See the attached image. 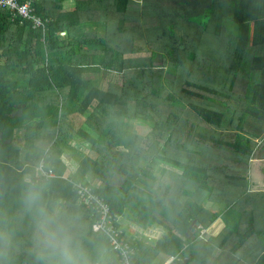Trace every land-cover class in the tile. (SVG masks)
I'll list each match as a JSON object with an SVG mask.
<instances>
[{
    "label": "trees",
    "instance_id": "1",
    "mask_svg": "<svg viewBox=\"0 0 264 264\" xmlns=\"http://www.w3.org/2000/svg\"><path fill=\"white\" fill-rule=\"evenodd\" d=\"M75 3L66 12L61 5L52 9L38 0L35 14L49 20L45 31L0 10V264H58L59 257L46 253L37 242L45 215L69 226L77 264H97L103 251L111 250L94 220L79 216V208L90 209L78 207L72 186L39 173L44 161L46 170L72 176L63 158L75 138L91 147L72 177L98 174L95 192L114 215L123 216L129 205L140 206L137 222L145 227L149 218L157 220L152 212L167 207L160 212L166 217L161 226L167 234L156 247L147 246L148 258L164 255L175 258L172 264H185L189 257L187 264H264V244L247 247L252 237L262 236L256 219L264 218L252 209L251 226L243 228L244 196L264 193L241 190L246 175L236 174H247L256 151L264 155V140L260 147L255 143L264 125V0ZM89 11L95 18L81 21L85 13L91 17ZM94 24L103 28L105 37L85 31ZM194 35L215 37L219 45L221 36H227L228 69L222 66L221 51L209 57L189 55ZM147 49L152 50L150 57L143 55ZM156 51L165 54L161 66L173 70L170 78L155 72ZM95 60L107 75L106 86L85 77L84 68L95 66ZM227 78L248 81L242 97L235 98L236 87L231 88L232 95L227 93L222 85ZM185 79L178 87L177 82ZM224 95L234 98V104L224 106ZM145 100L152 105L146 106ZM171 100L184 109L170 107ZM145 107L154 110L148 115L158 118L156 128L146 136L126 130V119L145 123ZM18 111L22 118L12 119ZM249 114L260 126H246ZM171 121L174 126H169ZM174 146H180L175 153ZM145 160L181 169L183 181L225 209L213 210L194 194L176 197V204L182 198L179 206L171 201L176 193L146 204L141 188L145 176L154 180L159 176L155 165L147 171L139 166ZM228 171L222 183L219 177ZM183 192L191 193L185 188ZM194 197L198 200L192 201ZM220 212L226 228L218 236L204 239L199 231L191 236L195 240L187 238L195 222L206 229Z\"/></svg>",
    "mask_w": 264,
    "mask_h": 264
},
{
    "label": "crops",
    "instance_id": "2",
    "mask_svg": "<svg viewBox=\"0 0 264 264\" xmlns=\"http://www.w3.org/2000/svg\"><path fill=\"white\" fill-rule=\"evenodd\" d=\"M42 1L45 3L46 7H49L52 9H56L57 5H61L62 7L65 8L64 10H66V12L68 10L73 9V6L75 7V5H76L75 0H42ZM59 1H62V3L58 4ZM100 7L101 6L99 5L98 8L100 9ZM93 13H94L93 11H89L88 14L91 17H88V18H87V15L85 13L84 18L80 19V20L86 22V20H88V19L95 18ZM99 26H100L99 24H97V25L94 24L91 28L85 29V31L89 32L88 34H94V32H96L98 38H103V37H105V32H104L103 28L99 27ZM188 35L192 36L190 34H188ZM191 39L194 42H189L190 43L189 55L191 54V55L209 57V56L213 55V53L215 51H217V50L221 51L222 52L221 56H223L222 66H223V68H225V70H226V68L228 69L230 64L227 62H228V59L230 57L231 48H230V44H229L230 41H229L227 36H225V35L221 36L220 45L218 44V40H216V38L212 37V36L208 37L206 35V36L199 38L198 35H194V38H191ZM240 49H242V47H240ZM155 63L157 66L161 67V64H162L161 59L157 60ZM84 69L86 71V75H87L88 71H91L93 73L92 77L91 78L88 77V79L97 81V84L101 87L106 86L107 75H106V73H103V71L100 68L93 66L92 68L91 67H88V68L85 67ZM86 75H85V77H86ZM97 75H99V76H97ZM247 84H248V81L243 80L242 78H240L237 82H234V81H232V79H228V78L222 80L223 87L227 88L229 90V92H227L228 94L232 93L231 88L236 87L237 93H235V98H239V97H242L244 95V91H245L244 89H246ZM222 99H223L222 101H223L224 106L231 105L232 103L234 104V100H235L232 97L231 98L226 97V95H224V97ZM222 101H219V103H222ZM242 113L243 112L238 114L235 117V120H238V118H240L242 116ZM247 121L248 122H247L246 126L249 128H254L256 125L260 126L259 124H257L256 118L251 114H249L247 116ZM124 125H125L126 130H129L131 132H135L139 136H144V135L146 136V134L148 132H150V130H148V132L145 134H139L138 132L134 131L132 126H131V121L129 119H126ZM259 128H260V132H261V137L255 138V143H257V147H260L263 140H264V125L260 126ZM87 129L90 130L89 128H87ZM253 133L254 132L250 131L249 136H251ZM94 134L96 135V133H94ZM180 137H181V135H180ZM72 147H73V149L68 150V152L64 156L63 160H64V163H66V165H67L68 174L70 173L73 176L77 173L81 160H83L90 153L91 144L89 142L81 140L80 138H78V139L75 138L74 142L72 143ZM179 147L174 146V152L173 153H175L177 150H179ZM122 150H123V148H122ZM145 150H149L148 146H146ZM139 163H140L139 166H141L142 168H145L146 171L148 169L151 170L152 167L155 165L154 162H149L147 160L141 161ZM164 170H167L168 172H165ZM154 172L157 173L156 174L157 176H159L158 180H154L151 177L145 176V202H146V204L151 202L152 198H155L157 201L160 198H162V196L171 195V193H176L175 195H173V198L171 199V201H172V204L179 206V204L182 202V198H178L181 202L176 204V197H182V195H187L183 192L184 188L188 192H191V194L198 195V196L202 197V199H201V200H203L202 204H204L208 207H211L209 205V203H213V204L216 203V202L210 201V196L208 195V193L203 194V192L200 191V195H199L198 189L196 188V186L194 184L183 181V179L181 177L183 174V171L181 169H179V168H177L171 164H168L165 161H161V160L159 161L158 160V164L154 166ZM236 174L246 175V182L243 180H241V182H240L241 183V186H240L241 190L247 189L248 193H264V155L261 153V151L259 150V151H256L254 153L253 158L250 160L249 165L247 166V174H245V173L244 174L236 173ZM229 175H230L229 171L222 173V175H220L219 178L222 179V183H223L224 179H226V176L229 177ZM66 176L69 178H72L75 181H78L80 183H84L87 186H90L94 191H95V189H94L95 185L99 182L98 181V174H96L95 172H89L88 174L84 175L83 178H81L80 180H76L74 177L68 176L67 174H66ZM62 181H65V180H62ZM65 182L69 183L68 181H65ZM212 184H211V186H212ZM170 186H172L171 189L169 188ZM183 186H184V188H183ZM72 188H73V186H72ZM156 189L158 190L159 195L155 196L152 194V192ZM73 190H74V188H73ZM231 191L232 190H230V192ZM223 195H225V194H223ZM183 199H186V198H183ZM191 200L197 201L198 199L196 197H194ZM168 201H170V200H168ZM77 205H78V207L79 206H85V205H79V204H77ZM260 205H264V195H260V196L245 195L244 196L245 218H244L243 228L245 231L248 230V228L251 226V225H249V220L252 219V217H253L252 213H250V211H252V209H256V215L257 216H262V217H260L262 219L264 218V209L258 208ZM137 207L140 208V206L135 205V210L137 212V218H138L139 210L136 209ZM165 208H167V207H160L155 212H152L153 218H156L157 220H152V218H149L150 213H148V215L145 216V219L149 218V221L146 223L145 227L143 225L138 224L136 217H134V221H130L128 219V217H126L127 208H126L124 215L120 217L121 220L122 219L128 220V225H129L128 231L132 234V239H129V238H127V239L129 240V242H131V244L138 251L137 257L135 258V261H134L135 264H141V263L142 264H161V263L162 264H172L174 262L175 258H168L167 256H164V255H160L158 257H155V256L150 255V254H152L151 252H149L150 257L148 258V254L145 253L147 246L153 247V248L156 247L157 244L160 241H162L167 234V229L165 227L161 226V224H166V217H163V215H161V213H160V212H163ZM85 210L86 211H83V208H79V210H78L79 216L84 217V218H89V220H92V221L94 220V225H95V216L93 215V212L91 211V209H90V211H87V209L85 208ZM174 211H177V210L174 209ZM156 221H158L157 222L158 224H156ZM196 223L199 224V227H198L197 231L194 233V235H196L200 231L201 237L204 239H207L210 236L216 237L226 228V222L223 218L222 212L219 213V216L215 220V222L212 223L206 229L199 222H195L194 225H192L190 229H194ZM256 223H257L256 226L258 228L257 230L262 231L263 234H262V236H255L254 238L252 237V241L247 246L249 248H256V247L264 244V219L261 222L257 221V219H256ZM217 229H218V232L216 234H214L213 231L217 230ZM194 235H190L188 238L192 239L191 236H194ZM192 240H195V238ZM152 242H154V244H152ZM139 245H141V246H139ZM97 264H119V263H118V259L116 257V254L112 251V249L111 250L105 249L103 251V253L101 254L100 259H99Z\"/></svg>",
    "mask_w": 264,
    "mask_h": 264
},
{
    "label": "built area",
    "instance_id": "3",
    "mask_svg": "<svg viewBox=\"0 0 264 264\" xmlns=\"http://www.w3.org/2000/svg\"><path fill=\"white\" fill-rule=\"evenodd\" d=\"M38 0H0V10L9 12L14 18L30 22L34 30L45 31L49 20H43L35 14L34 6ZM39 173L46 178H57L68 181L77 193V204L88 206L95 216L98 232L104 236L116 254L119 264H135L137 249L129 242L123 228L121 218L114 215L109 203L84 183L73 180L64 174H57L53 169L46 170L45 162L41 161Z\"/></svg>",
    "mask_w": 264,
    "mask_h": 264
},
{
    "label": "rangeland",
    "instance_id": "4",
    "mask_svg": "<svg viewBox=\"0 0 264 264\" xmlns=\"http://www.w3.org/2000/svg\"><path fill=\"white\" fill-rule=\"evenodd\" d=\"M152 50H150L149 51V49H147L144 53H143V55H145V56H147V57H150L151 56V52ZM156 53V55H154V57H153V60L154 59H156V61L157 60H159V59H164L165 57V54H163V53H160V52H158V51H156L155 52ZM220 57H216V59H219ZM155 61V62H156ZM94 64H95V66L94 67H97V68H101V63L99 62V61H97V60H95L94 61ZM155 66H156V68L154 69L155 70V72L157 73V74H160L161 76L162 75H164V78H170L171 77V74H173V70L172 69H170L169 68V66H167V67H165V68H163L162 66L160 67V66H157L156 65V63H155ZM95 74V73H94ZM92 75H93V73L91 72V71H88L87 72V75H86V77L88 78H91L92 77ZM97 76H99V75H97ZM163 77V76H162ZM161 80H163V78L161 79ZM187 80L185 79V80H180V81H178L177 82V86L179 87V85H181V83L183 82V83H185ZM188 81L190 82V77H189V79H188ZM100 83V82H99ZM151 103H152V101H151ZM152 105V104H150V103H148V101L147 100H145V105L147 106V105ZM170 107H172L173 109H175L176 111H180V110H183L184 108H182V107H180V103H179V101H177V100H171L170 101ZM154 110H152V108L150 109L149 107H145V118L147 117L148 119L147 120H145V123L144 122H142V121H131V126H132V128H133V130L134 131H136V132H138L139 134H145V133H147L148 132V130H152V128L153 129H155L156 128V126H157V120H158V118L155 116V115H148V114H150L151 112H153ZM176 114H179V113H176ZM173 121H175L176 122V120L174 119ZM172 123H174V122H170L169 123V126H171V125H173L174 126V124H172ZM177 123V122H176ZM179 124V123H178ZM186 124V123H185ZM167 129H170V127L169 128H167ZM203 128H200V127H198V128H196V130H202ZM146 131V132H145ZM143 190H145V186H142L141 187ZM165 193V192H164ZM152 194L153 195H159V192H158V190L156 189V190H154L153 192H152ZM187 195H192L191 193H187ZM152 200L153 201H155L156 202V199L155 198H152ZM146 203V202H145ZM209 205L214 209V210H219V209H225V205H223L222 203H215V204H213V203H209ZM152 206H154V204H152ZM126 211V210H125ZM126 217H128V219L130 220V221H134V217H136V219H137V212H136V210H135V205H129L128 207H127V211H126ZM121 222H122V225H123V228H124V230H125V232H126V236H127V238H129V239H132V234L128 231L129 230V225H128V220H125V219H122L121 220ZM152 241V240H151ZM152 244H154V242H152ZM162 264V263H161Z\"/></svg>",
    "mask_w": 264,
    "mask_h": 264
},
{
    "label": "clouds",
    "instance_id": "5",
    "mask_svg": "<svg viewBox=\"0 0 264 264\" xmlns=\"http://www.w3.org/2000/svg\"><path fill=\"white\" fill-rule=\"evenodd\" d=\"M37 242L46 253L59 257L58 264H77L69 226L58 217H42L38 225Z\"/></svg>",
    "mask_w": 264,
    "mask_h": 264
},
{
    "label": "water",
    "instance_id": "6",
    "mask_svg": "<svg viewBox=\"0 0 264 264\" xmlns=\"http://www.w3.org/2000/svg\"><path fill=\"white\" fill-rule=\"evenodd\" d=\"M22 116H23L22 112L18 111V112H16V113L12 114L10 117H11L12 119H14V118H22ZM198 227H199V224L196 223L195 228H194V229H191L190 232L187 234V238H188L190 235H194V233L197 231ZM192 239H194V238H192ZM190 259H191V257L187 258V259L185 260L184 263L187 264V262H188Z\"/></svg>",
    "mask_w": 264,
    "mask_h": 264
}]
</instances>
